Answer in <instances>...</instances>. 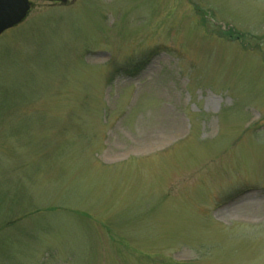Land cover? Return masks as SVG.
Returning <instances> with one entry per match:
<instances>
[{
    "label": "rangeland",
    "instance_id": "374dc122",
    "mask_svg": "<svg viewBox=\"0 0 264 264\" xmlns=\"http://www.w3.org/2000/svg\"><path fill=\"white\" fill-rule=\"evenodd\" d=\"M28 1L0 36V264H264V0Z\"/></svg>",
    "mask_w": 264,
    "mask_h": 264
},
{
    "label": "water",
    "instance_id": "95a60500",
    "mask_svg": "<svg viewBox=\"0 0 264 264\" xmlns=\"http://www.w3.org/2000/svg\"><path fill=\"white\" fill-rule=\"evenodd\" d=\"M47 3L66 4L67 0H43ZM32 9L28 0H0V36L25 21Z\"/></svg>",
    "mask_w": 264,
    "mask_h": 264
},
{
    "label": "trees",
    "instance_id": "16d2710c",
    "mask_svg": "<svg viewBox=\"0 0 264 264\" xmlns=\"http://www.w3.org/2000/svg\"><path fill=\"white\" fill-rule=\"evenodd\" d=\"M146 66L145 63L143 62H135V63H128L126 64L123 68H120L118 69V71H116L117 73H121V74H124L126 76H129V77H133V76H136L138 73H140ZM112 80V78H111ZM109 83H111L109 81ZM16 219L15 220H12L10 221L9 223H7V225H4L3 228H1V230H6L8 228H11V227H14L15 225H17L18 223H16ZM2 232V231H1ZM4 233V232H2Z\"/></svg>",
    "mask_w": 264,
    "mask_h": 264
}]
</instances>
